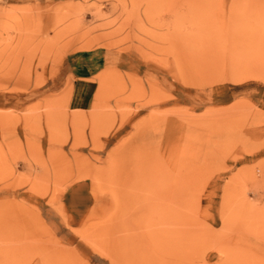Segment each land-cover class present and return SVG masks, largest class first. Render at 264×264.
I'll return each mask as SVG.
<instances>
[{"label": "rangeland", "instance_id": "rangeland-1", "mask_svg": "<svg viewBox=\"0 0 264 264\" xmlns=\"http://www.w3.org/2000/svg\"><path fill=\"white\" fill-rule=\"evenodd\" d=\"M0 264H264V0H0Z\"/></svg>", "mask_w": 264, "mask_h": 264}, {"label": "crops", "instance_id": "crops-1", "mask_svg": "<svg viewBox=\"0 0 264 264\" xmlns=\"http://www.w3.org/2000/svg\"><path fill=\"white\" fill-rule=\"evenodd\" d=\"M101 56L98 53H84L72 61V71L78 79H89L101 69ZM75 62V63H74Z\"/></svg>", "mask_w": 264, "mask_h": 264}]
</instances>
